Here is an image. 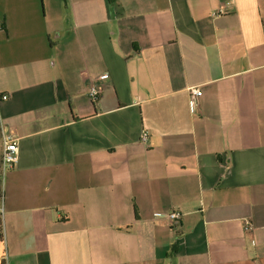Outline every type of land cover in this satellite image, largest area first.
I'll return each mask as SVG.
<instances>
[{"label": "crops", "instance_id": "crops-1", "mask_svg": "<svg viewBox=\"0 0 264 264\" xmlns=\"http://www.w3.org/2000/svg\"><path fill=\"white\" fill-rule=\"evenodd\" d=\"M1 128L0 264H264V0H0Z\"/></svg>", "mask_w": 264, "mask_h": 264}, {"label": "built area", "instance_id": "built-area-1", "mask_svg": "<svg viewBox=\"0 0 264 264\" xmlns=\"http://www.w3.org/2000/svg\"><path fill=\"white\" fill-rule=\"evenodd\" d=\"M219 13H222V11H219ZM108 77V74L102 75L101 79H106ZM190 93V106L191 111L196 112L198 108L200 107L201 103V96H202V89L199 87H193L189 89ZM100 96V87L96 82H93L90 86L89 90V97L92 101H96ZM8 96H3L2 99L6 100ZM1 139H2V154H1V160H0V174L2 175V178L5 177L6 173L14 168V166L18 162V156H19V146H18V138H16L14 135L4 132V130L1 128L0 131ZM148 136L146 133L142 135V141L147 142ZM3 196L1 197V204H0V221L4 218V206H3ZM156 217L159 219H165L169 221L172 225H176L179 221L181 215L178 212L172 211L169 213H158L156 214ZM246 228L250 229L251 225L249 223H246Z\"/></svg>", "mask_w": 264, "mask_h": 264}]
</instances>
